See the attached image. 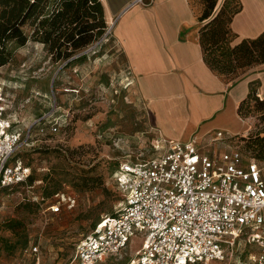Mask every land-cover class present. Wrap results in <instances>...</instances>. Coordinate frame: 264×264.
I'll use <instances>...</instances> for the list:
<instances>
[{
	"label": "rangeland",
	"instance_id": "374dc122",
	"mask_svg": "<svg viewBox=\"0 0 264 264\" xmlns=\"http://www.w3.org/2000/svg\"><path fill=\"white\" fill-rule=\"evenodd\" d=\"M203 1L192 0L200 12ZM222 4L218 0L216 8ZM11 48L13 57L0 66V84L13 100L21 126L31 127L11 161L28 164L34 179L32 184L0 189V264H80L74 259L77 244L122 206L113 172L123 160L142 161L156 155L153 132L108 23L105 33L78 55L79 60L57 59L47 45L33 39ZM260 101L258 97L243 105L246 130L234 143L246 160L255 158L264 165V152L255 148L256 142L264 143ZM52 111L66 119L59 131L47 126L41 133L38 126H31ZM56 191L75 200L74 205L64 204L61 212L52 213ZM133 241L123 255L96 264H126L142 245V236ZM36 245L39 260L24 253L27 246ZM256 250L241 241L224 260L200 264H252L250 256Z\"/></svg>",
	"mask_w": 264,
	"mask_h": 264
},
{
	"label": "built area",
	"instance_id": "2783aa9c",
	"mask_svg": "<svg viewBox=\"0 0 264 264\" xmlns=\"http://www.w3.org/2000/svg\"><path fill=\"white\" fill-rule=\"evenodd\" d=\"M16 116L13 100L0 84V189L27 183L32 173L22 160L11 161L27 130ZM65 124V117L52 111L31 126L44 133L47 126L57 132ZM235 138L224 131L207 141L197 135L177 141L159 134L152 139L156 155L121 161L112 178L122 206L77 244L74 259L96 264L121 256L141 235L142 245L127 264L222 261L241 241L256 246L252 264H264V165L255 158L246 160L237 144L227 151L218 149V144ZM56 197L52 213L61 212L64 204L74 205L64 192ZM24 253L39 260L38 245L27 246Z\"/></svg>",
	"mask_w": 264,
	"mask_h": 264
},
{
	"label": "crops",
	"instance_id": "0c3cea01",
	"mask_svg": "<svg viewBox=\"0 0 264 264\" xmlns=\"http://www.w3.org/2000/svg\"><path fill=\"white\" fill-rule=\"evenodd\" d=\"M135 1L102 0L153 137L186 141L197 135L207 141L218 131L241 135L246 120L239 114L240 104L253 88L264 99V63L227 80L205 62L200 31L211 17L201 21L192 0H152L150 5ZM239 3L231 22L235 43L264 33V0ZM234 140L218 144V149H231Z\"/></svg>",
	"mask_w": 264,
	"mask_h": 264
},
{
	"label": "trees",
	"instance_id": "16d2710c",
	"mask_svg": "<svg viewBox=\"0 0 264 264\" xmlns=\"http://www.w3.org/2000/svg\"><path fill=\"white\" fill-rule=\"evenodd\" d=\"M51 1L0 0V66L13 57L12 44L22 46L30 39L47 45L57 59L79 60L82 56L78 55L105 33L107 21L102 0ZM235 1L224 0L214 14L218 0H204V9L199 15L201 21L211 17L200 31L205 62L227 80H235L246 70L264 63V33L235 43L231 22L241 8L239 0ZM256 96L253 88L239 106L240 115H243V105L257 100ZM260 103L264 105V99ZM255 145L259 153L264 152V143ZM33 179L31 173L27 183L32 184ZM20 184L23 183L17 185Z\"/></svg>",
	"mask_w": 264,
	"mask_h": 264
},
{
	"label": "bare ground",
	"instance_id": "6f19581e",
	"mask_svg": "<svg viewBox=\"0 0 264 264\" xmlns=\"http://www.w3.org/2000/svg\"><path fill=\"white\" fill-rule=\"evenodd\" d=\"M208 263H211V261H209Z\"/></svg>",
	"mask_w": 264,
	"mask_h": 264
}]
</instances>
